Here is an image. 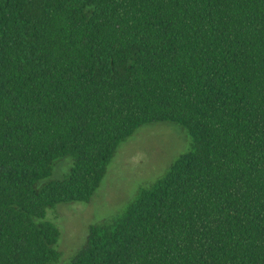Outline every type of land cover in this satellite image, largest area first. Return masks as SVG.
I'll return each mask as SVG.
<instances>
[{
	"label": "trees",
	"instance_id": "trees-1",
	"mask_svg": "<svg viewBox=\"0 0 264 264\" xmlns=\"http://www.w3.org/2000/svg\"><path fill=\"white\" fill-rule=\"evenodd\" d=\"M153 123L192 150L67 264H264V0H0V264L58 263L47 210Z\"/></svg>",
	"mask_w": 264,
	"mask_h": 264
},
{
	"label": "rangeland",
	"instance_id": "rangeland-1",
	"mask_svg": "<svg viewBox=\"0 0 264 264\" xmlns=\"http://www.w3.org/2000/svg\"><path fill=\"white\" fill-rule=\"evenodd\" d=\"M192 150V139L178 124L153 123L138 129L123 142L108 173L89 203L58 204L47 210V220L61 232L55 264H67L83 247L89 228L121 215L141 188L161 179L182 155ZM72 160L59 161L49 180L66 176Z\"/></svg>",
	"mask_w": 264,
	"mask_h": 264
}]
</instances>
